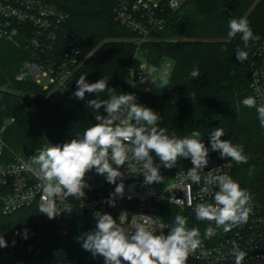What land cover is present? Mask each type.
Returning a JSON list of instances; mask_svg holds the SVG:
<instances>
[{
	"label": "trees",
	"instance_id": "trees-1",
	"mask_svg": "<svg viewBox=\"0 0 264 264\" xmlns=\"http://www.w3.org/2000/svg\"><path fill=\"white\" fill-rule=\"evenodd\" d=\"M46 1L58 5L68 15L65 29L81 45V61L66 83V93L74 97L76 81L86 74L89 83L108 79L112 95L126 94L130 90L129 69L136 56L158 67L171 63L166 91L142 94L141 104L160 115L158 127L166 128L170 136L183 138L193 130L201 132L202 142L218 158L219 153L211 150L210 133L222 127L225 135L221 139L242 145L248 157L247 163L235 165L233 180L250 192L255 203L264 206V127L256 109L242 103L244 98L254 96L246 71L248 61L241 64L235 57L239 46L248 51L250 59L264 40V0H188L169 16L164 31L139 44L137 37L115 20L118 0ZM242 17L260 36L259 41L249 42L248 49L243 48L241 34L228 36L229 20ZM26 60L23 50L0 42V133L6 126L2 137L9 149L31 158L37 149L49 143L62 145L82 138L96 115H107L103 107L96 111L86 106L87 102L108 100L110 96L107 92L99 96L86 93L84 100L74 97L69 108H63L52 101L50 91L16 80ZM194 67L201 72L197 79L190 76ZM192 93L196 94L194 101L190 98ZM152 156L163 177L153 186L167 183L190 164L189 158H180L176 166L167 169L154 153ZM176 215L187 218L189 229H199L201 241H210L204 235L205 226L186 212L163 205L162 217L170 227ZM0 228V237L8 242V247L0 248V264H104L103 257H93L82 248L85 234L92 231L87 214L81 210L73 211L69 232L63 238L57 233V223L49 221L39 206L0 217ZM25 228L27 239L20 234ZM186 264L198 263L187 259Z\"/></svg>",
	"mask_w": 264,
	"mask_h": 264
},
{
	"label": "built area",
	"instance_id": "built-area-1",
	"mask_svg": "<svg viewBox=\"0 0 264 264\" xmlns=\"http://www.w3.org/2000/svg\"><path fill=\"white\" fill-rule=\"evenodd\" d=\"M188 0H118L114 9L115 20L134 34L143 43L166 29L169 16L181 9ZM68 15L56 4L46 0H0V42L12 43L23 50L27 60L17 75L18 82H31L41 86L45 91L54 88L66 92V83L78 68L82 50L78 40L65 29ZM135 57L128 73L129 92L134 94L136 102L141 104V95L153 93L148 86H157L169 79L171 63L161 67L145 61L140 65ZM250 88L257 100V105L264 104V40L246 64ZM46 81V83H45ZM74 97L67 93V101L72 104ZM106 117V114H100ZM99 123L96 117L93 125ZM0 133V212L9 217L18 211L39 206L45 194L42 191V180L36 174V165L29 156L12 152ZM209 163L200 173L199 185L186 177V172L193 167L190 160L188 167L180 169L169 180L161 192L159 186L144 184V177L139 167L130 174L127 166L121 167L124 173V191L115 193V184L106 182V175H99L95 169L88 171L85 180L89 187L83 199L68 197L54 198V208L60 212L49 221L57 223V233L63 238L69 232L70 217L75 210L87 214L90 229H96L94 213L111 214L119 219L123 213L128 220L123 225L134 231L132 217L136 223L149 221L151 230L159 234L161 225L170 227L162 217L163 205L173 206L186 212L196 222L205 226L216 227L214 221H198L195 217V206L200 202H212L211 196L201 199L200 188L204 186V177L208 171L216 169L214 174L232 172L238 162L230 158L220 159L209 151ZM129 163H134L130 161ZM115 167V165H113ZM120 183V180H117ZM213 191L218 188L213 186ZM189 196L191 203H189ZM180 199L183 203H177ZM252 212L246 223L234 226L229 232L216 229V235L210 241H202L200 247L189 254L188 259L198 264H235L233 249L238 247L246 256L242 264H264V206L251 200ZM166 234L169 229L164 228ZM2 230L0 228V235ZM18 232H16L17 234ZM126 264V262H125Z\"/></svg>",
	"mask_w": 264,
	"mask_h": 264
},
{
	"label": "clouds",
	"instance_id": "clouds-1",
	"mask_svg": "<svg viewBox=\"0 0 264 264\" xmlns=\"http://www.w3.org/2000/svg\"><path fill=\"white\" fill-rule=\"evenodd\" d=\"M228 27L229 37L241 34L244 49L249 48L250 41L260 40V36L254 34L248 20L243 17L239 20L230 19ZM235 57L243 64L249 60V53L237 46ZM200 75L198 67L190 72L193 79ZM85 76L81 75L76 81L74 97L84 100L86 93L99 96L107 92L109 100L93 99L86 105L96 111L103 107L107 116L96 115L99 123L85 129L82 138H73L62 145L49 143L37 149V153L31 157L32 163L37 166L36 174L43 182L45 197L40 204L42 214L53 219L60 213L53 206L54 198L83 199L86 195L84 189L89 187L85 175L92 169L99 175H106V182L115 184V193L119 195L124 191V173L120 169L125 165L129 174L139 167L146 185L161 182L160 165L154 161L153 153L167 169L176 166L180 158H190L193 167L186 172V177L197 185L201 183L200 173L209 163V148L202 142L201 132L193 130L190 136L183 138L170 136L166 128L158 127L160 115L137 103L134 94L112 95L108 79L101 78L89 83ZM195 95H190L192 101ZM242 103L247 108L256 109L260 125L264 127V104L257 105L256 98L252 96L244 98ZM224 135L222 127L210 133L211 150L218 152L221 159L230 158L231 161L247 163L248 157L244 154L243 146L233 144L231 140H222ZM253 170L254 167L249 169V175ZM215 172L216 169L207 172L204 186L200 188L201 199L211 196L212 202H200L194 209L198 221L215 222V228L208 226L205 229L206 238L215 236L217 228L229 232L234 226L246 223L252 212L250 192L241 188L230 175ZM213 186L218 190L213 191ZM176 202L183 203L180 199ZM93 215L97 221L96 229L85 234L82 248L93 257H103L104 264H186L189 254L195 252L202 243L199 229H189L187 218L182 215L174 217L171 227L161 225L159 234L147 226L149 221L136 223V216L132 217V231L123 226L128 220L126 214L122 213L118 220L111 214L99 211ZM164 228L169 229L167 235ZM27 233L28 229L25 228L20 234L27 239ZM15 243L13 240L12 244ZM5 247H8V242L2 236L0 248ZM233 255L235 264H242L246 256L238 247L233 249Z\"/></svg>",
	"mask_w": 264,
	"mask_h": 264
},
{
	"label": "rangeland",
	"instance_id": "rangeland-1",
	"mask_svg": "<svg viewBox=\"0 0 264 264\" xmlns=\"http://www.w3.org/2000/svg\"><path fill=\"white\" fill-rule=\"evenodd\" d=\"M137 42H138V44L141 43L140 41H137ZM138 58H140V59L137 61V63L140 65L141 63H143V60L141 59L140 56H138ZM127 80H128V78H127ZM45 83H46V81H45ZM148 87H150L153 90V93H155V94H163L166 91L167 80L159 82L156 87L155 86H148ZM49 95L52 97V101L54 103L61 104L63 108H69V106L71 105L67 101V93L64 90L54 88L50 91ZM166 186H167V184H163V185L159 186L158 191L161 192L162 190H164L166 188ZM0 217H4L1 214V212H0Z\"/></svg>",
	"mask_w": 264,
	"mask_h": 264
},
{
	"label": "water",
	"instance_id": "water-1",
	"mask_svg": "<svg viewBox=\"0 0 264 264\" xmlns=\"http://www.w3.org/2000/svg\"><path fill=\"white\" fill-rule=\"evenodd\" d=\"M109 99H110V98H109ZM109 99H108V100H109Z\"/></svg>",
	"mask_w": 264,
	"mask_h": 264
}]
</instances>
